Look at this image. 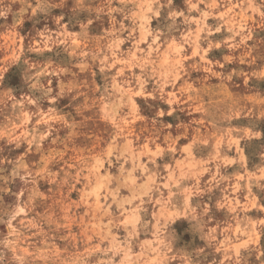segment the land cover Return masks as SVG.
<instances>
[{
    "label": "rangeland",
    "instance_id": "1",
    "mask_svg": "<svg viewBox=\"0 0 264 264\" xmlns=\"http://www.w3.org/2000/svg\"><path fill=\"white\" fill-rule=\"evenodd\" d=\"M0 264H264V0H0Z\"/></svg>",
    "mask_w": 264,
    "mask_h": 264
}]
</instances>
